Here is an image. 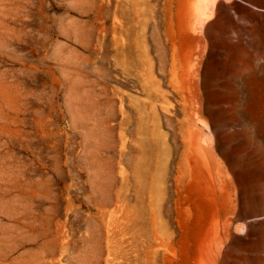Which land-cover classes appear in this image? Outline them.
Masks as SVG:
<instances>
[{"label": "rangeland", "instance_id": "374dc122", "mask_svg": "<svg viewBox=\"0 0 264 264\" xmlns=\"http://www.w3.org/2000/svg\"><path fill=\"white\" fill-rule=\"evenodd\" d=\"M209 153L264 210V0H0V264H264V220L180 251Z\"/></svg>", "mask_w": 264, "mask_h": 264}, {"label": "crops", "instance_id": "0c3cea01", "mask_svg": "<svg viewBox=\"0 0 264 264\" xmlns=\"http://www.w3.org/2000/svg\"><path fill=\"white\" fill-rule=\"evenodd\" d=\"M209 156H213V181L210 182L208 173L203 172V182L206 184L198 185L195 199L186 200L190 214L183 213L182 209L180 211L179 248L184 253L186 249H190L189 254L195 258V262H198L201 257L210 258L209 250L212 252L217 250L215 233H218L221 238L229 230L236 235H243L248 229V223L264 220V210L254 211L252 205L243 202L241 196H238L234 174L224 165L223 160L217 155L209 153ZM217 167L220 168L218 171L225 176L227 184L224 191L216 178ZM207 191H212V195ZM247 212L250 218L246 216ZM239 230H243V233L240 234Z\"/></svg>", "mask_w": 264, "mask_h": 264}, {"label": "bare ground", "instance_id": "6f19581e", "mask_svg": "<svg viewBox=\"0 0 264 264\" xmlns=\"http://www.w3.org/2000/svg\"><path fill=\"white\" fill-rule=\"evenodd\" d=\"M227 1H230V0H227ZM118 20V19H117ZM116 23V22H115ZM120 24V22H118V25ZM113 25H114V23H113ZM128 27V26H127ZM129 28V27H128ZM120 29H122V28H120ZM130 30V29H129ZM115 31V30H114ZM90 32H91V30H90ZM89 32V33H90ZM124 32V31H123ZM205 32V31H204ZM74 33V32H73ZM85 33H87V31L85 32ZM105 33V32H104ZM115 33V32H114ZM78 34V33H77ZM82 34H83V31H82ZM88 34V33H87ZM112 34V33H111ZM74 35V34H73ZM72 35V36H73ZM75 35H76V33H75ZM78 35H80V34H78ZM78 35L77 36H75V37H73V39L74 38H76V37H78ZM105 35V34H104ZM115 35V34H114ZM84 37H86V36H84ZM84 37H83V39H84ZM87 38H89V36H87ZM102 38V37H101ZM124 38V37H123ZM127 38V37H126ZM79 38H76V40H78ZM81 39V38H80ZM115 40H116V37H115ZM121 40H123L122 38H121ZM120 40V41H121ZM86 41V40H85ZM117 41V40H116ZM119 41V42H120ZM122 43V42H121ZM123 44V43H122ZM125 44H126V42H125ZM124 44V45H125ZM83 45V44H82ZM86 45V44H85ZM117 45H118V42H117ZM120 46V45H119ZM118 46V47H119ZM123 45H121V47H122ZM86 47V46H85ZM126 47H127V45H126ZM114 48V47H113ZM120 48V47H119ZM124 50V49H123ZM118 51V50H117ZM117 51H116V53H117ZM118 54H119V52H118ZM118 56V55H117ZM77 58V57H76ZM80 58V57H79ZM70 60V59H69ZM78 60V59H77ZM75 61V60H74ZM83 61V60H82ZM86 61V60H85ZM86 63H88L87 61L86 62H81V63H79V68L80 67H85L87 64ZM66 64H67V62H66ZM68 64H69V62H68ZM71 64V63H70ZM76 64V63H75ZM71 66V65H70ZM73 67V66H72ZM94 67H96V66H94ZM76 68V67H75ZM66 69V68H65ZM68 69H70V68H68ZM73 69V68H72ZM84 69V68H83ZM117 69V68H116ZM122 69V68H121ZM79 70H81V69H79ZM96 70V69H95ZM94 71V70H93ZM82 72V71H81ZM81 72H79V73H81ZM103 72V70L101 69L100 70V68L97 70V72H96V76L97 77H99L100 75H101V73ZM70 73V72H69ZM95 73V72H94ZM104 73V72H103ZM68 74V73H67ZM107 73L105 72V74H103V75H106ZM78 75V74H77ZM76 75V76H77ZM118 75V74H117ZM80 76V75H79ZM71 77H72V75H71ZM101 77V76H100ZM102 77H104V76H102ZM105 77H107V75L105 76ZM146 77V76H145ZM78 78V77H77ZM125 78V77H124ZM123 78V79H124ZM97 79V78H96ZM99 79V78H98ZM97 79V80H98ZM101 79H103V78H101ZM100 79V80H101ZM126 80V79H125ZM130 80V79H129ZM131 81V80H130ZM103 83V82H102ZM105 83V82H104ZM82 84V83H81ZM80 84V85H81ZM99 84V83H98ZM92 85V84H91ZM90 85V86H91ZM96 85H97V83H96ZM95 85V86H96ZM143 85H144V87H145V84L143 83ZM89 86V88H91ZM98 86V85H97ZM134 86V85H133ZM153 86V85H152ZM82 87V86H81ZM94 87V86H93ZM92 87V89L91 90H93V89H95V88H93ZM101 90V89H100ZM146 90V89H145ZM86 92L88 91V89L87 90H85ZM89 92H91L90 90H89ZM94 92L96 93V91L94 90ZM119 92V91H118ZM154 93V92H153ZM87 94V93H86ZM100 94V93H99ZM104 94V93H103ZM95 95V94H94ZM92 93L90 94V101H92V104H90V102H89V110H87V112L88 111H90V113L88 112L87 113V115L88 114H90L91 116H92V118H91V116H89L88 115V118H91V120H92V126L90 127V128H87L91 133H90V135H87V133H85V137H84V139L86 140V139H88V137H90V141H89V143H91V144H89V143H87L86 142V144L87 145H85V146H88L87 148H91V150H92V152L91 153H93L92 154V156L90 155V153L88 154V157H90L91 156V159L92 160H96V158L98 157L99 158V154H101V153H104V152H108L113 146L111 145V140H112V133H113V131H112V128L110 127V120H111V117L110 116H108V115H106V111H107V109H109V101H107V102H104L105 100H104V98H102V97H100L102 94H100V96L99 95H97V96H94ZM117 95V94H116ZM121 95V94H120ZM87 96H88V94H87ZM105 96V95H104ZM89 97V96H88ZM117 97V96H116ZM121 97V96H120ZM99 98H102L104 101L102 102ZM84 99V98H83ZM87 99V98H86ZM119 99V98H118ZM122 99H119V104H120V102H123V101H121ZM113 102V101H112ZM115 102V101H114ZM75 104V103H74ZM86 104V103H85ZM111 104V103H110ZM116 104V103H115ZM114 104V105H115ZM152 104H154V103H152ZM80 105V104H79ZM87 105H88V103H87ZM113 106V105H112ZM120 106V105H119ZM77 107V106H76ZM111 108V107H110ZM119 108V107H118ZM112 109H114V107L112 108ZM120 109V108H119ZM124 109V108H123ZM79 111V110H78ZM84 111H85V109H84ZM119 111H121V109L119 110ZM83 111H81V113H82ZM106 112V113H105ZM110 112V111H109ZM114 112V111H113ZM122 112V111H121ZM84 113H86V112H84ZM115 113V112H114ZM112 116V115H111ZM115 116V115H114ZM84 117H85V115H84ZM122 117H124V116H122ZM131 117V116H130ZM90 120V121H91ZM134 120V119H133ZM132 119H131V121H133ZM125 122V121H124ZM124 122L122 123L121 122V126H122V124H124ZM80 124H83V123H80ZM126 124V123H125ZM130 124V123H129ZM133 125V124H132ZM74 126V125H73ZM76 126V125H75ZM77 126H79V127H81V125H77ZM128 127V126H127ZM81 129H82V127H81ZM77 130H79V129H77ZM81 131V130H80ZM86 132V131H85ZM88 134H89V132H88ZM131 134V133H130ZM122 135V134H121ZM120 134H119V136L121 137L120 139H122L123 140V138L124 137H122ZM124 136V135H123ZM91 139L93 140V141H91ZM125 142V141H124ZM127 142V141H126ZM125 142V143H126ZM120 144V143H119ZM121 145H122V143H121ZM125 145H127V144H125ZM207 146V145H206ZM122 147V146H121ZM133 148V147H132ZM204 149V148H203ZM129 150V149H128ZM121 151H122V149H121ZM128 152V151H127ZM109 153V152H108ZM206 154V153H205ZM87 155V154H86ZM90 155V156H89ZM108 155V154H107ZM203 154H201V156H202ZM207 155V154H206ZM205 157V156H204ZM203 156H202V158H204ZM207 157V156H206ZM206 157H205V159H206ZM103 158V157H102ZM102 158H101V160H102ZM89 159V158H88ZM88 159H87V161H88ZM105 159H106V157H105ZM201 159V158H200ZM205 159H201L202 161H204ZM99 160V159H98ZM124 160V159H123ZM194 160V159H193ZM85 162V161H84ZM93 163V162H92ZM91 163V164H92ZM96 163V162H95ZM94 163V164H95ZM99 163V162H98ZM98 163H96V164H98ZM204 163V162H203ZM202 163V164H203ZM207 163V162H206ZM90 164V165H91ZM95 164V165H96ZM94 165V166H95ZM89 166V165H88ZM91 166H93V165H91ZM91 166H89V167H91ZM94 166H93V168H92V170H94V172H95V168H94ZM204 166V165H203ZM205 167V166H204ZM100 173H98V175H99ZM94 175V174H93ZM101 176V175H100ZM108 178V177H107ZM103 179V178H102ZM243 228V227H242ZM240 232V234H242L243 233V230H239Z\"/></svg>", "mask_w": 264, "mask_h": 264}]
</instances>
